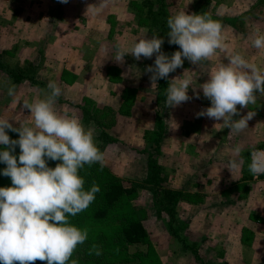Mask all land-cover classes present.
<instances>
[{
    "label": "rangeland",
    "instance_id": "rangeland-1",
    "mask_svg": "<svg viewBox=\"0 0 264 264\" xmlns=\"http://www.w3.org/2000/svg\"><path fill=\"white\" fill-rule=\"evenodd\" d=\"M145 1L0 0V118L14 127L20 126L16 120L31 126L23 102L46 98L54 81L62 91L56 110L78 117L104 154L103 166L85 165L78 172L85 191L94 184L100 191L86 210L68 216L70 225L88 230V238L67 264H264V178L254 180L249 171L251 151L264 145V97L257 93V105L237 106L240 116L256 112L238 134L223 121L196 115L211 106L199 86L228 63L229 54H241L264 73V49L252 46L264 35V0H165L172 16L185 11L218 21L227 45L197 65L185 59L169 74L167 86L161 79L152 84L145 71L154 66L155 55L137 61L129 54L122 65L112 59L118 46L130 49L145 35L162 37V51L169 56L180 50L178 45L166 50L167 33L156 26ZM9 69L23 77L16 79ZM177 77L191 79L195 92L190 86L192 99L167 108L166 90ZM12 85L15 97L8 95ZM236 146L242 148L239 156ZM12 154L18 160V145ZM152 159L161 166V181L151 180ZM233 159L239 167L231 173ZM46 161L52 168L60 163ZM5 167L0 163V187H11L10 177L2 174ZM112 184L119 185L122 198L107 216L91 220L89 213ZM165 189L181 193L175 205L177 235L200 259L169 228L156 196ZM132 220L143 224L145 235L128 243L120 230ZM93 245L101 255L89 254Z\"/></svg>",
    "mask_w": 264,
    "mask_h": 264
},
{
    "label": "clouds",
    "instance_id": "clouds-1",
    "mask_svg": "<svg viewBox=\"0 0 264 264\" xmlns=\"http://www.w3.org/2000/svg\"><path fill=\"white\" fill-rule=\"evenodd\" d=\"M59 2L67 4L69 0ZM167 27L168 43L180 48L171 56L162 51V37L147 38L145 35L130 49L118 46L112 59L122 65L129 54L137 61L155 55L154 66L145 69L151 73L153 84L168 78L183 66L185 59L197 65L217 50L227 49L222 25L207 15L180 11L167 19ZM252 46L264 49V35H257ZM227 60V64L219 65L199 86L211 106L196 115L197 118L223 121L230 133L238 134L248 128L256 112L248 111L240 116L237 106L257 105V93L264 97V73L239 53L229 54ZM171 81L166 90L167 108L192 99L188 95L191 79L177 77ZM15 87H9V96L15 97ZM48 89L50 93L46 98L23 102L24 108L30 110L31 126L16 120L20 126L14 127L8 119L0 118V163L6 164L2 174L12 182L11 187H0V264H35L37 260L46 261V264H67L77 246L88 238V230L70 225L68 216H76L95 200L99 186L94 184L85 191V181L78 172L85 165L100 163L103 166L104 154L94 141L93 131L85 129L78 117L56 110L61 88L50 81ZM234 116L240 118L233 119ZM6 129L18 133L19 139H10ZM17 145L20 148L18 160L12 154ZM233 152L239 156L242 148L236 146ZM250 156V173L253 176L264 174V150H253ZM46 158L60 163L49 167ZM238 167L236 159L229 162L231 173ZM92 252L101 255L96 245L89 254ZM71 264L76 261L72 260Z\"/></svg>",
    "mask_w": 264,
    "mask_h": 264
},
{
    "label": "trees",
    "instance_id": "trees-1",
    "mask_svg": "<svg viewBox=\"0 0 264 264\" xmlns=\"http://www.w3.org/2000/svg\"><path fill=\"white\" fill-rule=\"evenodd\" d=\"M147 7H148V12L153 13V18L156 23H158L156 26L162 28L166 33H168L169 29L167 27V19L172 16V13L170 9L168 8V4L165 3V0H146L145 1ZM157 7V9H156ZM167 35V34H166ZM169 37L166 36L165 39V47L166 50L169 52H173L175 49L174 44H169L168 43ZM12 76H16V79H20L19 77L22 76L23 74H17L14 72V70L9 69L8 71ZM161 85L162 86H167L168 81L166 79H161ZM153 162H151V166L153 167L152 169V177L151 180L154 182L157 181V178L159 181L160 179V172H161V166L158 164L156 159H152ZM51 167V166H50ZM252 175V174H251ZM158 187H161V183H158ZM85 186H89V183ZM119 185L117 184H112L109 185L106 190L104 191V199L102 203H100L96 208H94L90 213H89V218L91 220H96V219H102L107 214L109 213L110 210H112L115 205L118 204L119 200L122 198L121 195L123 193L118 192V187ZM156 196L158 198V201L160 203V208L164 210L168 216H169V228L171 230H175L174 233L176 234V238H178L182 243L185 248L191 249L193 254L195 255L196 258L200 259L199 252L196 248H194L191 245H188L185 243V241L177 235L178 232L175 227V219H176V211H175V205L177 201L179 200L181 196V193L179 191H173L170 189H165L162 191L157 190L156 191ZM145 235V229L144 226L139 220H132V221H127L123 223V226L120 230V238L122 241L126 240L128 243H135L141 239V236ZM93 239V238H92ZM35 264H46V261H39L37 260Z\"/></svg>",
    "mask_w": 264,
    "mask_h": 264
},
{
    "label": "built area",
    "instance_id": "built-area-1",
    "mask_svg": "<svg viewBox=\"0 0 264 264\" xmlns=\"http://www.w3.org/2000/svg\"><path fill=\"white\" fill-rule=\"evenodd\" d=\"M254 150H264V145L261 146V147H256ZM261 178H264V174L259 175V176H253L254 180H258V179H261Z\"/></svg>",
    "mask_w": 264,
    "mask_h": 264
}]
</instances>
